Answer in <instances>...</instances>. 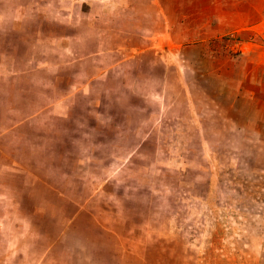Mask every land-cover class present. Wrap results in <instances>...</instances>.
<instances>
[{
	"label": "rangeland",
	"instance_id": "rangeland-1",
	"mask_svg": "<svg viewBox=\"0 0 264 264\" xmlns=\"http://www.w3.org/2000/svg\"><path fill=\"white\" fill-rule=\"evenodd\" d=\"M169 15L0 0V264H264V56L166 54Z\"/></svg>",
	"mask_w": 264,
	"mask_h": 264
},
{
	"label": "crops",
	"instance_id": "crops-1",
	"mask_svg": "<svg viewBox=\"0 0 264 264\" xmlns=\"http://www.w3.org/2000/svg\"><path fill=\"white\" fill-rule=\"evenodd\" d=\"M169 16L170 22L166 21L160 36L150 37L155 46L162 45L166 54H199V58L209 61L217 59L218 54H227L223 47L225 36L253 33L255 48L250 54L264 56L258 32L260 28L264 32V0H170ZM261 66H253L252 76L259 73ZM203 68L200 72L205 76Z\"/></svg>",
	"mask_w": 264,
	"mask_h": 264
}]
</instances>
